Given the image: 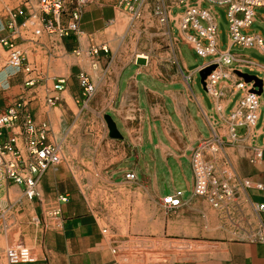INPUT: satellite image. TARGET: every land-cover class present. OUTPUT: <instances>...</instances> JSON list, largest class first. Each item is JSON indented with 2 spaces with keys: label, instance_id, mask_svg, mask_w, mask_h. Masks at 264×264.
<instances>
[{
  "label": "crops",
  "instance_id": "obj_1",
  "mask_svg": "<svg viewBox=\"0 0 264 264\" xmlns=\"http://www.w3.org/2000/svg\"><path fill=\"white\" fill-rule=\"evenodd\" d=\"M25 1L29 11L37 3ZM119 1L90 0L77 32L66 37L46 32L36 37L23 24L24 17L14 27L0 21V115L21 98L34 122L49 126L48 141L65 154L63 163L38 177L39 195L31 201L23 197L21 186L8 181L0 185V221L10 222L13 232L7 241L36 251V261L26 264H264V244L252 240L264 225V208L259 209L264 207V57L258 50L231 45L227 28L225 33L220 30L221 8H213L217 51L255 64L251 69L220 67L231 73L216 83L218 109L197 77L211 60L192 64L181 52V45L193 52L177 28L183 4L162 0L168 19L161 24L158 0H145L136 18L121 9ZM255 13L253 24L262 29L251 32L252 24L247 32L264 40V0ZM141 30L166 39L167 52L152 58L132 49L145 48L137 42ZM5 39L23 54L32 72L6 66V47L1 45ZM101 46L108 51L91 57L90 50ZM137 57L145 63L137 64ZM79 73L95 87L86 102L80 101ZM241 73L261 80L259 109L251 128L233 126L232 138L229 116L243 95L235 88L244 82ZM59 80H64L63 89L55 90ZM247 85L250 91L252 84ZM49 98L56 99L53 105L47 104ZM97 114L115 124L120 135L111 138L115 151L106 169L92 173L76 167L74 172L68 169L65 150L70 146L69 128L82 116ZM213 135L222 146L206 150L205 158L217 176L230 185L235 180L250 184L236 189L219 208L191 193L189 157L200 144L210 145ZM128 172L134 180L124 179ZM177 193V206L163 203ZM166 243L168 252L161 257L160 246Z\"/></svg>",
  "mask_w": 264,
  "mask_h": 264
},
{
  "label": "built area",
  "instance_id": "obj_2",
  "mask_svg": "<svg viewBox=\"0 0 264 264\" xmlns=\"http://www.w3.org/2000/svg\"><path fill=\"white\" fill-rule=\"evenodd\" d=\"M145 0H120L119 7L136 18L139 9ZM90 0H37L36 6L27 10L17 8L10 16V26L14 27L15 21L24 17L23 24L32 34L39 37L43 32L56 33L59 37H66L77 32L80 14ZM162 5V0H158ZM184 9L177 22V28L182 33L184 41L192 51L203 59L211 58L203 68L215 65V69L204 80L206 94L213 100L216 108H220L218 98L220 93L216 83L226 79L231 71H224L221 66H236L240 69H251L255 66L253 61L233 55L227 51H217V26L214 7L224 10L227 25V37L231 45L245 50H258L264 57V40L258 34L248 33L247 29L254 23L255 10L260 7L262 0H198L191 4L190 0H179ZM205 3L206 7L200 4ZM161 24H166L167 10L160 6L156 11ZM6 47V66L25 73L32 72L26 63L23 54L7 39L1 41ZM105 46L93 47L90 56L95 57L99 52L106 53ZM95 64L92 63V67ZM77 84L80 89V101H88L94 94L95 87L90 78L84 74H77ZM34 79L28 80L26 85L31 87ZM64 80L57 81L55 90L63 89ZM242 91L236 108L229 116L230 135L235 138L233 126L251 128L257 119L259 109L258 96L249 91L248 85L242 81L235 85ZM55 98L47 100L48 105L55 103ZM78 101V102H80ZM50 129L46 123L34 122L29 111L25 108L21 98H18L3 114L0 115V185L11 182L22 187V195L27 201L38 197V177L48 169L55 168L62 161V153L58 145L48 141ZM222 141L215 135L212 143L200 144L189 157L193 183L191 193L193 196L205 199L213 208H219L224 202L230 201L236 189L248 188V180H235L230 185L220 179L212 162L205 158V151L214 152L221 148ZM254 158L251 159L253 163ZM124 179L132 181L135 175L132 172L124 174ZM258 188H261L258 186ZM175 196L163 199L165 205L177 206L179 201ZM65 202L66 198H60ZM260 206L259 209H263ZM58 212H53L57 216ZM2 216V215H0ZM58 225V223H56ZM254 242L264 244V225L256 231L252 239ZM4 257L7 264H26L36 261L37 253L29 246L16 244L6 248Z\"/></svg>",
  "mask_w": 264,
  "mask_h": 264
},
{
  "label": "rangeland",
  "instance_id": "obj_3",
  "mask_svg": "<svg viewBox=\"0 0 264 264\" xmlns=\"http://www.w3.org/2000/svg\"><path fill=\"white\" fill-rule=\"evenodd\" d=\"M25 2V0H0V21L3 24L10 22V16L13 11L17 8H24ZM203 7L205 8L206 5H203ZM217 12L221 18L219 21L220 30L225 33L227 25L226 21L224 20V13L221 9H217ZM176 13L177 10H172L173 15ZM142 29L144 28L142 27ZM260 29H262V27L258 24H253L250 28L251 32H257ZM147 30L150 33L151 29L148 28ZM149 33L143 32L141 30V33L138 34L140 38L137 40V42L138 44L141 42L145 48L132 49L142 50V52L151 55L152 58H155L156 55L167 52L168 48H166V39L151 38ZM172 34L174 36H178V33L174 28ZM152 44L159 45L162 48H147ZM181 52L184 58L192 64L211 60V58L203 59L198 57L194 52L190 51L187 45H181ZM197 77L199 76L197 75ZM69 132V137L71 138L69 144L70 146L65 149L68 153V169H72L75 172L76 167H79L80 170L87 167V169L91 170L92 173L101 169H106V167L109 165V161L111 160L110 157L112 156L113 151H115V148L110 146L112 141L109 137L105 116L102 114H97L95 116H82L79 122L75 124V128L73 130L70 131L69 128ZM62 153L63 156L60 164L63 163L65 155L64 151H62ZM16 197L17 195L13 194L12 199L14 200ZM9 224L10 222H5L3 225V222L0 221V264H7L4 257V250H6V248L9 246L19 244L15 242L10 243V241H7L11 238V236H13L12 230H9L8 228ZM166 252H168L167 243L160 246L161 257L162 254L164 255Z\"/></svg>",
  "mask_w": 264,
  "mask_h": 264
},
{
  "label": "water",
  "instance_id": "obj_4",
  "mask_svg": "<svg viewBox=\"0 0 264 264\" xmlns=\"http://www.w3.org/2000/svg\"><path fill=\"white\" fill-rule=\"evenodd\" d=\"M137 64H143L145 63V60L143 58H137L136 59ZM215 69V65H210L198 72L199 80L201 84L204 86V80L206 77L210 74L212 70ZM240 76L243 78L244 83L246 84H252V88L250 90L251 93L256 94L257 96L261 94V85L262 82L260 79L256 78L255 76L248 75L245 73H241ZM105 121L108 128L109 137L113 139L120 138V135L115 127L114 122L111 120L109 116H105Z\"/></svg>",
  "mask_w": 264,
  "mask_h": 264
},
{
  "label": "bare ground",
  "instance_id": "obj_5",
  "mask_svg": "<svg viewBox=\"0 0 264 264\" xmlns=\"http://www.w3.org/2000/svg\"><path fill=\"white\" fill-rule=\"evenodd\" d=\"M139 57H143V58H145V57H144V55H141V54H140V56H139ZM137 58H138V57H137ZM63 121H64V120H63Z\"/></svg>",
  "mask_w": 264,
  "mask_h": 264
}]
</instances>
